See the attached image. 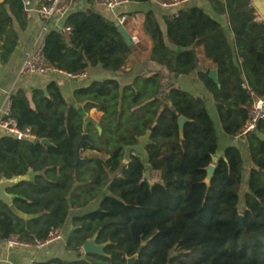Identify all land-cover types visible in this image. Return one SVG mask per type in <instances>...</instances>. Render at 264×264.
<instances>
[{
    "label": "trees",
    "instance_id": "obj_1",
    "mask_svg": "<svg viewBox=\"0 0 264 264\" xmlns=\"http://www.w3.org/2000/svg\"><path fill=\"white\" fill-rule=\"evenodd\" d=\"M209 1L227 17L232 46L221 26L198 7L164 16L165 33L149 12L142 25L151 43L149 61L162 72L133 76L126 85L88 77L87 86L73 91L76 104L64 99L55 82L29 95L21 88L11 93L9 116L19 128H29L51 145L17 140L7 133L0 137V179L38 173L32 182L7 190L19 196L14 206L35 218L19 219L0 202V240L11 235L26 243L44 240L51 228L64 227L70 209L86 208L100 198L97 208L72 218L66 247L79 252L96 235V243L105 245V256L51 263L98 264L97 259L99 264H125V258L142 246L134 264H264V123L244 136L252 167L241 197L239 148L226 147L217 156L218 138L204 99L167 85L171 76H188L202 64L197 80L210 94L221 129L230 137L247 120L249 90L264 97V23L255 21L250 0ZM24 17L23 0L0 2L2 64L17 43L12 21L21 24ZM64 28L69 31L52 30L44 37L42 54L48 64L65 73L96 66L110 76L125 73L134 45H126L115 22L90 10L75 11L65 18ZM209 69L217 70L219 86L208 77ZM161 90H166L163 98ZM83 105L102 113L100 133L81 112ZM179 117L188 120L182 137ZM147 131L151 177L159 174L154 182L144 179L136 156L123 159V146L136 144ZM84 133L95 145L84 143L80 152L87 149L107 157L89 158L74 167ZM210 164L215 169L207 187L204 169Z\"/></svg>",
    "mask_w": 264,
    "mask_h": 264
},
{
    "label": "crops",
    "instance_id": "obj_2",
    "mask_svg": "<svg viewBox=\"0 0 264 264\" xmlns=\"http://www.w3.org/2000/svg\"><path fill=\"white\" fill-rule=\"evenodd\" d=\"M2 0H0L1 2ZM31 11L25 12V17L22 23L19 24L17 21H12V29L17 35V43L9 55L7 61L2 64L0 62V119L3 117V111L6 107V98L8 94L21 88L28 95L35 89H44L49 82H55L59 87L64 99L70 104H76L73 98V91L87 86L90 83L91 76L105 74V72L99 67L87 68L85 71L88 74V81L82 82L83 80H71L66 78L65 75L59 73L45 74V75H19L18 70L21 63L32 53L36 52L43 45L45 35L52 30L64 31V20L68 14L75 11L90 10L94 13L100 14L109 21H116V16L124 14L127 16L125 29L130 35H135L138 38L140 47H134L133 53L129 56L127 65L124 70L128 72L127 75L115 76L118 77V81L121 85L131 83L133 76L142 75L148 77L156 72H162V68L155 62L149 61L151 43L147 36L143 32V21L144 15L151 12L160 29L165 33V23L163 17L176 13L178 10L184 7H198L203 10L210 18L215 20L222 28L228 42L232 46V38L229 28L228 19L224 14H218L212 7L209 0H191L183 5L176 7H163L162 2L164 0H151L149 2H128V4L117 8L114 12L106 9L102 0H96L94 4H88L86 0H76L74 7L71 10L66 11L63 15L53 17L51 20L44 22L42 21L35 9L44 0H30ZM250 6L253 10L255 21L257 23H264V0H250ZM116 23V22H115ZM2 42L0 41V46ZM136 45V44H135ZM134 45V46H135ZM168 46L172 50H179L178 47L173 45ZM203 65L201 64L192 74L188 76H171V81L190 93L193 96L201 97L204 99L205 108L209 114L214 113L211 119H215L218 126V145L222 142V146H218L217 156H221L226 147L237 146L240 150L243 169L248 175V171L252 165L250 163L246 142L244 137L241 139H235L234 137L226 136L220 126L218 116L214 104L211 100L210 94L204 89V87L197 80L196 73L202 70ZM213 70V69H209ZM81 112L87 117L96 120L97 123L100 120L102 113L97 110L90 108L87 105L79 107ZM86 109L93 110L95 114L89 115ZM214 116V117H213ZM5 135V132L0 128V137ZM264 139V136H262ZM88 151V150H86ZM90 152V151H89ZM91 153V152H90ZM94 154V153H91ZM100 198L96 199L93 204L88 207H93V210L97 208ZM83 213L81 209H70L69 217L60 233L62 238L58 241H54L50 244H46L40 248L34 246L28 247H9L6 240H0V264H44L49 263L52 260L59 259L63 262H72L85 257L84 253L80 249L79 252L68 250L66 247V238L73 229L72 218L75 216H81ZM80 257V258H78Z\"/></svg>",
    "mask_w": 264,
    "mask_h": 264
},
{
    "label": "built area",
    "instance_id": "obj_3",
    "mask_svg": "<svg viewBox=\"0 0 264 264\" xmlns=\"http://www.w3.org/2000/svg\"><path fill=\"white\" fill-rule=\"evenodd\" d=\"M191 0H164L162 2L163 7H176L183 5ZM76 0H44L35 9L38 17L47 22L53 17L58 15H63L66 11L71 10L75 5ZM128 0H102L103 6L111 12H114L117 8L128 4ZM30 0H23V9L25 12H30L31 8ZM127 21V16L120 14L116 16V23L125 29V24ZM69 28H64V32L67 33ZM129 34V33H128ZM130 41L132 45L138 43V38L135 35H130ZM43 45L39 50L28 56L20 65L18 74L19 75H45L52 73H59L66 76V78L71 80H84L88 78V74L85 70L76 73H65L58 70L48 64L42 54ZM249 95L251 97V105L247 109V120L240 131L234 136L235 139H241L248 133H253L257 131V127L260 123H264V97L255 94L253 91L249 90ZM10 108V94L6 98V107L3 111V117L0 119V128L3 131L17 140H37L36 136L31 132L29 128L21 129L18 127L15 119L9 116ZM157 173V172H156ZM154 174V173H153ZM159 175V174H158ZM62 238V235L58 229L51 228L47 237L44 240L35 241L33 243H26L20 240L17 235H11L6 239L7 245L9 247L19 246L28 247L34 246L40 248L46 244H50L54 241H58ZM35 264V263H31ZM44 264H56V263H44Z\"/></svg>",
    "mask_w": 264,
    "mask_h": 264
},
{
    "label": "water",
    "instance_id": "obj_4",
    "mask_svg": "<svg viewBox=\"0 0 264 264\" xmlns=\"http://www.w3.org/2000/svg\"><path fill=\"white\" fill-rule=\"evenodd\" d=\"M115 26L118 29V32L121 34L122 38L124 39L125 43L127 46H132V42L130 41V37L128 32L126 31V29H124L123 27H120L117 23H115ZM135 76V75H134ZM208 77L217 85L218 81H217V70L213 69L210 70L208 73ZM92 80H104V79H112V80H118V77L115 76H110L108 74H99V75H94L91 76ZM167 85L168 86H173L174 83L169 80L167 81ZM166 93V90H161L160 91V95L163 98L164 95ZM188 120L184 117H179L177 120L178 123V128H179V135L182 137L183 135V125L185 122H187ZM92 125L98 130V132H101L100 127L98 126V124L95 121H92ZM149 135L150 132L147 131L143 136L139 137L137 139V143L134 145H130V146H123V150H124V156L123 159L125 162H128L130 159V156L133 154L134 156H136L141 163L143 164V168H144V179L151 182V173H150V169H149V164H148V157L146 155L145 152V147L149 144ZM34 143H39L41 145H51L50 142L47 139H41V140H35L33 141ZM84 143H89L90 145L94 146V142L93 140L90 138V136L86 133L82 134L80 140L78 141V144L76 146V161L74 163V167L78 166L81 163H86L88 161L89 158H82L80 156V151L83 150L82 145ZM217 157H213V162L217 161ZM214 169L215 166L214 164H210L208 165L204 170L206 172V176L203 180V183L209 187L210 185V180L213 176L214 173ZM38 173L37 172H29L27 174L24 175H20V176H14L11 178H1L0 179V202L3 203L4 205H6L8 207V209L10 210V212L18 217L19 219H22L24 221H29L35 218V215H30V214H25L22 213L21 211H19L15 206H14V200L16 198H18V195L15 194H11L8 193L7 190L16 186L17 184L21 183V182H32L35 178V176H37ZM238 224L239 227H242V217L239 216L238 217ZM104 244H97L96 243V235H94L92 238H90L89 240H87L81 247L82 252L84 253V255H96V256H105L104 254ZM141 247L137 250V252L131 256V257H126L125 258V264H134L136 259L138 258V254L141 250Z\"/></svg>",
    "mask_w": 264,
    "mask_h": 264
},
{
    "label": "rangeland",
    "instance_id": "obj_5",
    "mask_svg": "<svg viewBox=\"0 0 264 264\" xmlns=\"http://www.w3.org/2000/svg\"><path fill=\"white\" fill-rule=\"evenodd\" d=\"M138 46L140 47L139 41H138V43L134 47H138ZM126 73H128V72L125 71V73L122 74V75H125ZM86 81H88V79H84L82 82H86ZM210 112L211 111H209V114L212 117V115H214V113L212 112V114H211ZM94 121L97 123L96 120H94ZM213 124H214V128L216 130V134L218 135V133H217L218 132V126H217V123H216L215 119L213 120ZM218 146L221 147L222 146V142L221 143L219 142V145ZM84 150H87V149H84ZM80 156L82 158L85 157V158H101V159H105L107 157V155L105 153H103V152H97L96 154H91L89 151L80 152ZM158 179H159L158 173L154 172V174H152L151 181L152 182L158 181ZM246 181H247V174H246L245 170L243 169V177H242V183H241V187H240V196L241 197L243 196V193H244V190H245V187H246ZM92 204L93 203H91V205ZM81 210H83V213H87V212L93 210V207L91 206V208H90V207L87 206L86 208H81ZM95 261L98 264L101 262L100 260H97V259Z\"/></svg>",
    "mask_w": 264,
    "mask_h": 264
},
{
    "label": "flooded vegetation",
    "instance_id": "obj_6",
    "mask_svg": "<svg viewBox=\"0 0 264 264\" xmlns=\"http://www.w3.org/2000/svg\"><path fill=\"white\" fill-rule=\"evenodd\" d=\"M89 151V150H88ZM91 153H95V152H93V151H90ZM133 155V154H132ZM85 158V157H84Z\"/></svg>",
    "mask_w": 264,
    "mask_h": 264
}]
</instances>
